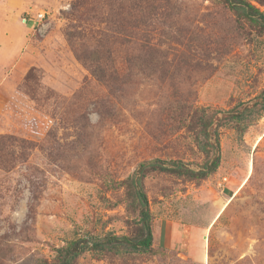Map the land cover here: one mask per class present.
<instances>
[{
	"label": "rangeland",
	"instance_id": "1",
	"mask_svg": "<svg viewBox=\"0 0 264 264\" xmlns=\"http://www.w3.org/2000/svg\"><path fill=\"white\" fill-rule=\"evenodd\" d=\"M74 1L0 0V264H55L56 247L87 233L142 238L138 164L201 163L203 110L264 88V36L222 3L177 0L148 27L162 53L119 44L94 73L74 50L88 39L70 40L93 28ZM220 130L209 177H145L151 251H87L78 264H264V112L242 135Z\"/></svg>",
	"mask_w": 264,
	"mask_h": 264
},
{
	"label": "trees",
	"instance_id": "2",
	"mask_svg": "<svg viewBox=\"0 0 264 264\" xmlns=\"http://www.w3.org/2000/svg\"><path fill=\"white\" fill-rule=\"evenodd\" d=\"M222 3L233 12L236 21L254 26L259 36H264V10L253 0H212ZM264 4V0H257ZM177 5V0H75L72 7L79 11L84 8L89 16L86 18L93 27L89 34L79 32L70 34L71 38H87L88 44L74 42V50L94 73L100 68V53L110 56L116 45L121 44L127 51L143 53H162L163 43L151 41L149 26L153 21L172 12L163 10ZM92 14V15H91ZM104 59V63L108 59ZM139 66L151 62L147 59L138 61ZM264 112V88L248 101H240L229 109L203 110L198 119L199 130L196 140L204 160L188 162L182 159L153 158L142 161L130 176L131 185L141 206V220L144 235L133 238L127 235L108 233L105 236L87 233L66 240L56 247L55 264H78V259L87 251L100 256L105 251L114 250L122 253L124 247L134 252H146L153 249L152 213L144 188V179L151 171H161L188 177L204 179L215 173L221 165V128L231 126L242 135L249 125ZM44 264H49L43 261Z\"/></svg>",
	"mask_w": 264,
	"mask_h": 264
},
{
	"label": "built area",
	"instance_id": "3",
	"mask_svg": "<svg viewBox=\"0 0 264 264\" xmlns=\"http://www.w3.org/2000/svg\"><path fill=\"white\" fill-rule=\"evenodd\" d=\"M45 16H46L45 12H39V13H36L35 18H33V20L40 22L45 18Z\"/></svg>",
	"mask_w": 264,
	"mask_h": 264
},
{
	"label": "crops",
	"instance_id": "4",
	"mask_svg": "<svg viewBox=\"0 0 264 264\" xmlns=\"http://www.w3.org/2000/svg\"><path fill=\"white\" fill-rule=\"evenodd\" d=\"M177 229H178V228H177ZM178 230H179V229H178ZM178 232H179V231H178ZM172 240H173L172 242H174L175 239H172Z\"/></svg>",
	"mask_w": 264,
	"mask_h": 264
}]
</instances>
